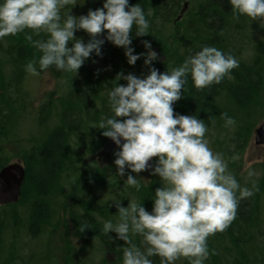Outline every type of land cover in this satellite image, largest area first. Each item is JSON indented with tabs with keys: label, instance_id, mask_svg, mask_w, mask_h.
I'll return each instance as SVG.
<instances>
[{
	"label": "trees",
	"instance_id": "1",
	"mask_svg": "<svg viewBox=\"0 0 264 264\" xmlns=\"http://www.w3.org/2000/svg\"><path fill=\"white\" fill-rule=\"evenodd\" d=\"M186 1L129 0L130 5L139 3L145 9L150 22L149 35L137 37L133 29L130 46L133 54L145 53L142 41L147 40L152 50L165 54L164 61L152 64L159 72L181 65L186 57L204 46L215 47L237 59L239 66L219 84L197 89L189 77L182 98L173 105L174 114H195L205 120L209 147L222 154L229 171L235 175L257 124L264 121V28L261 27L264 21L246 16L235 18L228 0H189L188 11L177 21ZM83 3L84 11L77 4L71 14L86 15L89 9L102 7L103 0H83ZM27 31L0 40V170L14 162L15 150L26 169L20 201L0 206L3 209L0 264H32L35 256L30 254L32 241L50 237L63 208L82 239L77 264H123L125 242L113 232L106 235L102 231L104 221L115 222L118 217L111 200L120 199L122 206H127L128 198L135 199L150 212L154 191L161 186L160 179L149 173L150 182L145 184L144 171L129 172L138 178L141 188L137 192L127 186V175L120 178L115 173L113 153L118 148L102 163L94 159L100 154L105 157L110 140L101 135L103 130L95 127L109 114L106 92L115 83L117 74L142 76L148 68L143 57L135 65H129L124 49L106 40L102 55L92 54L76 76L50 67L48 70L60 85L48 100L40 103L35 128L25 137L20 130L28 123L25 115L32 104L30 94L23 91L28 75L25 65L38 61L40 56L26 39ZM79 32L74 35L87 43L88 34ZM221 113L234 118L235 125L224 127ZM155 160L152 158L153 165ZM238 182L251 189L253 195L239 200L230 225L208 238L206 264H264V174L256 184ZM85 221L91 228L80 232L79 225ZM140 239L132 237L138 245ZM95 242L101 246L98 252L104 254L99 262L88 252ZM107 253L115 255L117 262H109L105 258ZM152 260L153 264H159L160 258ZM180 261L188 264L187 258H180L176 264ZM40 262L55 263L48 253Z\"/></svg>",
	"mask_w": 264,
	"mask_h": 264
},
{
	"label": "clouds",
	"instance_id": "2",
	"mask_svg": "<svg viewBox=\"0 0 264 264\" xmlns=\"http://www.w3.org/2000/svg\"><path fill=\"white\" fill-rule=\"evenodd\" d=\"M228 2L235 18L264 21V0ZM77 4V0H0V40L28 30L26 39L40 53L38 61L25 65L32 76L50 67L76 76L92 54L102 55L105 40L124 49L129 65L143 57L147 74H117L106 92L109 114L95 128L119 149L113 153L115 173L120 178L127 175V186L139 192L141 184L129 172L149 169L161 186L154 191L150 212L135 199L128 198L127 206L120 199L111 200L118 217L115 222L104 221L102 231L125 242L123 264H153V257L160 258L159 264H176L182 257L189 264H205L208 238L230 225L239 200L253 192L241 186L222 154L209 147L205 120L195 114H174L173 105L182 98L189 77L195 88L204 89L230 77L238 61L204 46L181 65L159 72L152 64L160 57L149 41H142L145 53L133 54L130 46L133 29L137 37L149 35L150 22L139 3L103 0L102 7L89 9L86 15L70 14ZM80 30L88 34L87 43L74 35ZM119 80L126 84L116 83ZM221 119L226 128L236 123L227 113H221ZM154 157L153 165L149 162ZM86 228H91L87 221L80 223V232ZM137 236L139 245L132 240Z\"/></svg>",
	"mask_w": 264,
	"mask_h": 264
},
{
	"label": "rangeland",
	"instance_id": "3",
	"mask_svg": "<svg viewBox=\"0 0 264 264\" xmlns=\"http://www.w3.org/2000/svg\"><path fill=\"white\" fill-rule=\"evenodd\" d=\"M80 5L81 6H79V0H78V6L80 7V10L84 11L83 0H81ZM261 27L264 28V25H262ZM82 32L83 30H80L79 34L82 35L83 34ZM157 54L160 57V59L157 60V62H160V60L163 58V56H165V54L159 52H157ZM165 59H163V61ZM59 85L60 82L53 77L50 70L40 72L38 76H32L30 74L26 76L23 86V91L25 93L30 94L31 97L30 99H32V104L25 115L27 122L29 124L28 123L25 124L20 130V134L22 136L26 137L31 131L34 130L37 108L39 107L40 103L43 100H48V97L58 90ZM262 122H260V124ZM12 149L13 148H11V150ZM13 152L15 153L14 162H19V161L21 162V160L16 157L17 151L15 150ZM95 159L99 163H102L101 160H105L107 159V157L99 155ZM149 163L153 164L152 160ZM235 171L237 174L235 175L233 174V175L236 177V179L238 181L244 180V182L246 183L256 184L257 179L263 176L264 146L255 145L253 137L250 145L243 154L242 161L238 163ZM248 171H252L254 175L249 177L247 174ZM144 172L147 174V176H144L143 181L145 182V184H148L150 182L149 179L150 169ZM76 184L77 183H74L73 188L74 187L76 188L77 186ZM1 211H3V209L0 208V212ZM75 227H77L76 224L74 226V223L70 218L69 214L63 208L60 213L59 223L58 225H56V228L53 230L50 237L45 238L44 240L39 239L37 241L35 240L32 241V245L30 246L31 247L30 254L35 255L34 262L32 264H41L40 261L42 260V258L45 257V254L47 253L49 254V256L53 258V261L55 262L54 264H77L79 260V251H81L83 247H82V239ZM209 238H212V236ZM209 243L210 240L207 241L208 248L210 247ZM100 247L101 246L95 242L94 246H92V249L88 251L90 253V256L93 255L92 258L95 262H99L102 256L104 257V254L98 252ZM105 258H108L109 262L110 261L112 263L117 262V257H115V255H112L110 253L105 254ZM207 260L205 261V264L208 262ZM180 264H183L182 261H180Z\"/></svg>",
	"mask_w": 264,
	"mask_h": 264
},
{
	"label": "water",
	"instance_id": "4",
	"mask_svg": "<svg viewBox=\"0 0 264 264\" xmlns=\"http://www.w3.org/2000/svg\"><path fill=\"white\" fill-rule=\"evenodd\" d=\"M188 8L189 0L184 4L177 21L182 20ZM253 139L255 145L264 146V122L256 128ZM116 149L117 146L110 139L103 155L109 156ZM25 179L26 169L20 161L9 164L0 170V206L17 204L20 201Z\"/></svg>",
	"mask_w": 264,
	"mask_h": 264
},
{
	"label": "bare ground",
	"instance_id": "5",
	"mask_svg": "<svg viewBox=\"0 0 264 264\" xmlns=\"http://www.w3.org/2000/svg\"><path fill=\"white\" fill-rule=\"evenodd\" d=\"M190 4V3H189ZM109 140V139H108ZM101 155V154H100ZM95 159V158H94ZM88 160V159H87ZM90 160V159H89ZM2 169V168H1ZM22 196V195H21Z\"/></svg>",
	"mask_w": 264,
	"mask_h": 264
}]
</instances>
